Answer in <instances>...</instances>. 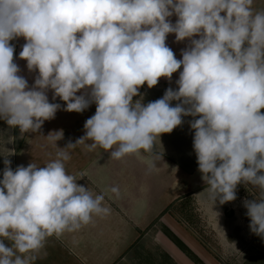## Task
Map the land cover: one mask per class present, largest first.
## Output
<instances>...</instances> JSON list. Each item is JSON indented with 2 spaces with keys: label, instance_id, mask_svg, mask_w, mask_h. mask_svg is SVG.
Masks as SVG:
<instances>
[{
  "label": "clouds",
  "instance_id": "obj_1",
  "mask_svg": "<svg viewBox=\"0 0 264 264\" xmlns=\"http://www.w3.org/2000/svg\"><path fill=\"white\" fill-rule=\"evenodd\" d=\"M253 0H0V119L21 133L37 132L66 102L65 111L95 114L85 135L69 142L43 167L13 170L4 160L0 179V264H30L32 253L53 234L72 232L94 215H107L104 195L93 196L68 174V151L85 141L120 159L151 152L162 133L182 123L194 129L193 149L212 206L236 198L241 182L264 189V11ZM177 17L172 23L168 18ZM190 39L177 59L167 35ZM24 37L19 57L34 83L19 75L14 46ZM199 36L198 39H193ZM175 81L162 98L146 105L139 87L160 77ZM81 89L86 94L77 95ZM180 101L170 106L171 101ZM57 145L58 130L46 136ZM149 168L153 162L148 161ZM109 192L120 196L118 187ZM250 230L264 237V196L245 201ZM11 242L6 246L4 240Z\"/></svg>",
  "mask_w": 264,
  "mask_h": 264
},
{
  "label": "rangeland",
  "instance_id": "obj_2",
  "mask_svg": "<svg viewBox=\"0 0 264 264\" xmlns=\"http://www.w3.org/2000/svg\"><path fill=\"white\" fill-rule=\"evenodd\" d=\"M252 8L254 12L264 11V0H253ZM15 40L10 44L14 46ZM169 87L178 89V85L144 89L133 102L141 100L145 105L154 102L162 98ZM179 102L171 101L170 106ZM261 112L264 113V109ZM198 118L182 116L179 126L155 139L151 152L141 150L120 159L111 158V150L100 154L104 169L109 161H120L117 171L109 167L114 174L127 176V181H132L128 176L143 174L147 176V185L151 186L150 190L135 179L132 182L136 189L142 187L145 191L143 200L151 211V219L137 226L138 238L130 251L135 255L133 261L135 264H264V237L250 230L245 207L246 200L264 196V189L241 182L235 189L233 201L220 204L217 200L212 206L209 186L202 179L193 149L195 130L190 128L189 122ZM19 145L16 144V149ZM135 157L144 159L146 165L125 167L127 160ZM149 160L153 162L151 169ZM130 183L128 181V185ZM120 184L127 185V182ZM140 200L125 202L139 204ZM108 202L116 206L113 200ZM177 255L180 258H176ZM126 257V260L130 258Z\"/></svg>",
  "mask_w": 264,
  "mask_h": 264
},
{
  "label": "crops",
  "instance_id": "obj_3",
  "mask_svg": "<svg viewBox=\"0 0 264 264\" xmlns=\"http://www.w3.org/2000/svg\"><path fill=\"white\" fill-rule=\"evenodd\" d=\"M168 19L175 23L177 17L174 14ZM198 38L199 36L193 37V39ZM25 42L24 37H16L13 60L20 69L18 74L27 79L29 87H31L38 75V70L29 71L27 61L19 57ZM166 45L174 52L177 59H181L182 49L190 46V39L185 38L182 41H177L175 34L170 33L167 35ZM180 71H182V66L172 74L171 80L160 77L158 83L151 88L176 86L175 81L179 78ZM144 89H150L146 83L139 87V95L134 96L133 100L140 96ZM87 91L81 89L77 95H87ZM46 94L49 102L59 103L61 108L56 111L54 118L45 120L37 132L21 134L18 128L11 127L6 123V120L0 119V175H2L0 179L3 177L6 158L11 161L10 167L13 170L19 165L26 167L30 163L43 167L47 162L56 158V153L61 151V148L66 147L69 142L75 143L78 138L85 135L84 124L88 118L95 114L96 104L91 103L87 109L79 113L69 112L64 110L66 102L60 100L59 97L53 100V90L49 89ZM58 130L63 131V138L58 140L56 145L46 136ZM89 143L91 141H85L74 148L63 149L70 155V159L64 162L65 169L68 174L76 176L77 184L88 188L93 196L103 194L105 198L102 206L108 207L110 211L107 215H94L89 224L76 231H65L60 235L48 236L40 249L25 254L34 257L30 260V264H135L133 261L135 255H131L130 251L138 238L137 226H141L143 222L151 219V211L148 210V204L143 200L142 192L145 191L142 190V187L139 190L136 189L132 186V182L135 179L139 184L143 183L149 189L151 186L147 185L149 184L147 176L143 174L139 175V178L128 176L132 179V181L128 180L131 182L129 185L127 176L114 174L109 167L117 171L121 164L120 161H109L108 166L104 169V161L100 159V154L104 149L97 146L89 151ZM16 144L19 145L17 149ZM138 164L146 165L144 159L135 157L127 160L125 167L129 166L130 168L131 166L132 168L133 166L134 168ZM121 181H126L127 185L123 184L122 186ZM111 187H118L119 197L108 191ZM136 198L141 199L139 204L125 202V200ZM107 200H113L116 206L109 205ZM4 243L6 246H11V242L7 239L4 240ZM126 256L130 258L126 260ZM175 257L180 258L178 255Z\"/></svg>",
  "mask_w": 264,
  "mask_h": 264
}]
</instances>
